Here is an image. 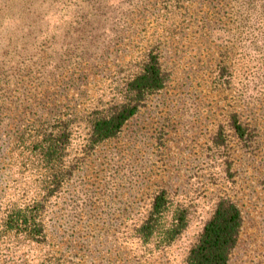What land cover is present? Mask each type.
<instances>
[{"label":"rangeland","instance_id":"obj_1","mask_svg":"<svg viewBox=\"0 0 264 264\" xmlns=\"http://www.w3.org/2000/svg\"><path fill=\"white\" fill-rule=\"evenodd\" d=\"M152 48L166 84L91 143L89 117ZM234 110L251 140L232 134ZM58 115L69 123L58 167L71 176L47 194L14 139ZM161 191L166 226L186 215L169 242L141 232ZM221 197L243 215L227 264H264V0H0V264H187ZM34 205L42 240L3 225Z\"/></svg>","mask_w":264,"mask_h":264},{"label":"trees","instance_id":"obj_2","mask_svg":"<svg viewBox=\"0 0 264 264\" xmlns=\"http://www.w3.org/2000/svg\"><path fill=\"white\" fill-rule=\"evenodd\" d=\"M167 82L166 72L162 69L160 56L156 48L149 49L142 62L123 81L119 96L107 110L97 111L88 119L91 143L116 137L124 124L135 115L148 95L163 88ZM68 121L58 115L44 119L38 126L20 130L15 143L21 147L33 161L45 170L43 186L47 194L56 192L71 176V170L59 171L58 161L62 157L63 143L69 138ZM229 126L232 134L239 140L253 138L254 128L250 122L240 119L238 110L231 112ZM18 147H15L18 149ZM33 207V208H32ZM31 208L11 210L7 213L3 225L18 235L40 241L44 237L42 215L37 205ZM41 208V206L39 205ZM168 210L165 191L153 198L149 218L141 226L144 236L160 235L163 241H172L186 227L185 211L175 212L170 225L163 223ZM243 226V215L235 201L221 197L215 203L211 215L204 222L202 230L186 255L187 264H227L234 250Z\"/></svg>","mask_w":264,"mask_h":264}]
</instances>
